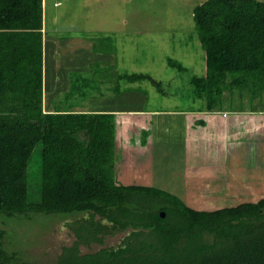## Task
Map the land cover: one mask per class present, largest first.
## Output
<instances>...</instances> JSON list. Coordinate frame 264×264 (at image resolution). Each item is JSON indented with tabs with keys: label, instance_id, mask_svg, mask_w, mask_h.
Returning a JSON list of instances; mask_svg holds the SVG:
<instances>
[{
	"label": "trees",
	"instance_id": "16d2710c",
	"mask_svg": "<svg viewBox=\"0 0 264 264\" xmlns=\"http://www.w3.org/2000/svg\"><path fill=\"white\" fill-rule=\"evenodd\" d=\"M193 18L206 70L187 77L191 97L209 112L221 107L227 92L261 99L264 1L206 0L195 7ZM43 20V0H0V264H28L24 258L32 255L30 250L6 249V227L15 217L36 213L70 219L66 226L76 241L64 249L58 264H72L70 258L61 260L70 251L79 259L74 264H264V197L207 211L189 207L159 186L122 184L115 112L72 111L90 95L79 102L74 101L79 95H67L54 103L55 111L42 110L41 71L28 79L23 75ZM168 64L190 73L172 57ZM145 81L166 94L161 81L139 70L121 75L112 93ZM143 134L149 137L150 131L143 129ZM34 153L39 165L36 188L30 190ZM128 231L117 246L81 250L94 243L103 246L106 237Z\"/></svg>",
	"mask_w": 264,
	"mask_h": 264
},
{
	"label": "rangeland",
	"instance_id": "374dc122",
	"mask_svg": "<svg viewBox=\"0 0 264 264\" xmlns=\"http://www.w3.org/2000/svg\"><path fill=\"white\" fill-rule=\"evenodd\" d=\"M57 1L60 2V6L55 8L52 0L46 13L45 23H48L50 15L57 18L55 24L48 23L49 27L52 26L55 29L73 28L81 32H88L91 35H97L96 37L100 36V38L102 35L106 36L112 33V30L122 36H131L133 59H137L138 64L140 62L144 63L146 69H143L142 72L147 71L152 74L151 76L154 79L161 81L166 92V94H161L148 81L140 83L143 85V89L146 90V94L139 91L137 95L139 97L143 96L145 108L153 109L157 106L177 107L184 101L186 106L191 105L189 100H191L192 95L189 93V88L186 87V79L190 73L185 72L182 74L171 70L161 64V61H167L168 56H171L172 59L189 67L197 66L203 61L204 52L195 31L193 11L196 6L206 0ZM93 40L95 39L93 38ZM41 45L39 39L33 40L32 47L37 52L29 59H37V57L41 59ZM172 46L176 47L174 52ZM179 47H181V51L176 53ZM28 51L30 50L27 49L26 53ZM120 52H122V49H120ZM31 54L26 55L29 57ZM144 57H148V59H144ZM164 67L168 71L175 72L174 80H172L171 75L169 76L166 71L164 72ZM89 81L85 78L80 81L79 87L81 90L79 91L81 94H85L74 97V101H82L86 95H90L91 98L89 99L103 98V95L95 96L99 94L98 90L104 93L103 87L97 89L94 87V83ZM96 82L98 83V81ZM109 90L113 91V89ZM226 94L224 99L228 98L229 100L234 95L231 92ZM74 95L75 92L70 96ZM234 97L237 99V97L241 98L243 96L242 93L237 92ZM248 98L249 96L246 94L244 99L248 100ZM229 100L226 101L227 104H230ZM146 101L149 102V106ZM237 102L230 105V107L227 106V109L229 111L240 109L238 108L240 104ZM253 104V108L244 107L249 108L248 113L255 114L253 115L255 116V138H257L255 140V154L235 153L234 155H223L219 159L216 156L217 153H214L213 155L216 157L211 158L208 156L207 161L202 160L198 164L197 161L194 163V160L190 157L191 155L188 154L186 143H183L184 139L181 141L178 137L173 138L175 135L172 137V134H183L182 126H180V129L176 127L162 129L155 128L154 124L152 127L143 128L148 132L150 131L149 137H145L139 121L132 123L133 119L129 118L125 124L121 122L117 132L116 146L118 181L126 185L152 186L154 184L153 186H159L158 188L165 191L170 192L169 190H171L188 206L197 210L212 211L246 202L259 201L264 197V95L261 99H255ZM237 105L239 106L237 107ZM132 108L142 107L137 105V107ZM89 111L88 109L84 110V112ZM231 114L235 113L231 112ZM154 130H159L160 133L155 134ZM187 133L188 131L184 134V138ZM165 135L169 138L172 137L173 140L169 141ZM184 163H187V166ZM38 165L39 157L37 153H34L28 168L29 180L31 182L34 180L30 190L36 188ZM199 165H203V167ZM204 166H206V169ZM175 170L179 173H185L182 178L184 183H180L181 192L177 191L176 187L173 189L170 186ZM227 170L228 173H226ZM190 187L194 190L193 192L190 191ZM68 220L70 219L41 213L31 214L27 217H15L8 222V227H6L8 234L5 243L6 249L10 252L16 249H19V251L30 250L32 255L24 258L28 264H58L57 259L63 255L64 249L71 247L76 241L74 232L66 226ZM129 234V231L118 233L106 237L103 246L94 243L91 249L81 246V250L83 253H93L104 247L117 246L122 242L123 237ZM65 254V257H62L61 260H69L70 258L72 264H74V261H79L73 256L72 251Z\"/></svg>",
	"mask_w": 264,
	"mask_h": 264
},
{
	"label": "crops",
	"instance_id": "0c3cea01",
	"mask_svg": "<svg viewBox=\"0 0 264 264\" xmlns=\"http://www.w3.org/2000/svg\"><path fill=\"white\" fill-rule=\"evenodd\" d=\"M53 2L55 8L60 6L59 1L53 0ZM51 3L52 0H43V29L40 33L34 34V40L39 39L42 44L41 59L38 57L37 59H26L25 76L23 75V79H28V74L31 75L35 70L38 72L39 70L41 71L42 110L45 108L44 110L46 112L55 111L54 103L67 95H72V90L76 91L75 95L82 96L79 91L81 90L79 87L80 84L75 86L73 84V78H76L75 80L77 81H81L85 78V80H90V83L93 82L98 87L97 89H102L101 87H103L102 90L105 95H103V98L89 99L83 102L81 106L74 107L72 111L84 112V110L87 109L90 111L94 110L91 112L113 111L117 116V128H119L121 122L125 124L129 118L133 119L132 123H137V121H139L142 130L143 128L152 127L154 124L155 128L162 129L167 127H176L180 129V126H182L183 134H172V137L175 135L173 138L178 137L181 141L184 139L183 143H186L188 154L191 155L189 156L194 160V163L197 161V164L201 163L202 160L207 161L208 156L213 158V156H215L213 155L214 153H217L216 156H218L219 159L223 155H234L235 153L247 152L249 154H255V140H257V138H255V116H253L255 114H250L248 113L249 111H247L249 108L254 107L253 101H255V99L248 98V100H245L244 97H237V99L223 100L221 102V107L217 109V111L209 112L204 102L200 100L196 101L195 98L192 97L191 100H189L191 105L188 106L185 105L186 102L184 101L177 107L157 106L153 109L145 107L143 109L136 108L143 111L132 114L130 111L134 109L132 107L140 105V103L143 102V96L139 97L137 94L139 91L146 94V90H144L142 87L143 85H141L144 82L141 84H124L120 88V93L117 95H114L109 90L113 89L114 91L116 83L121 75L127 72L130 73L133 69L139 71L146 69L144 63L142 64L140 62V64H138L137 59H133L132 57L131 36H122L117 34L115 30H112V33L106 36L102 35L101 39L100 36L96 37L97 35H91L88 32H81L73 28L67 29L63 27L55 29L52 26L49 27L48 23L55 24L57 20V18H54L55 16L52 17V15H50L48 23H45L46 13ZM93 38L95 40H93ZM172 47V51L174 52L176 47ZM120 49H122V52H120ZM180 51L181 47L178 48L176 53ZM35 52L37 51L34 50L30 52L32 53L30 58L35 55ZM170 57L171 56H168V58ZM168 58L167 61H161V64L170 68ZM144 59H148V57H144ZM186 67L189 69L188 71H190V77L201 76L205 74L206 62L203 59L197 66L193 65V67H189L186 65ZM165 71L169 76L171 75V78L174 77V71H168L166 67H164V72ZM146 73L149 72L146 71ZM149 74L152 75L151 73ZM35 75L37 76L36 73ZM72 75L74 76L72 77ZM91 79H93L92 82ZM96 81H98V83ZM97 96L99 95L97 94ZM228 100L230 104H227L228 102L226 101ZM237 101L240 104V106L237 105V107L239 106L238 108L240 109L229 111L227 106L230 107V105H233ZM148 103L149 102H147V105ZM242 103H244V105H242ZM244 106L249 108H245ZM231 112L235 114H231ZM187 131L188 133L184 138V134ZM158 133H160V131L155 130V134ZM155 134L153 135L154 137ZM172 137L169 138L166 136L169 141L173 140ZM186 158L188 160L187 154ZM186 164L187 163H184L185 166H187ZM203 165L199 166L203 167ZM204 168L206 169V166H204ZM176 171L177 170L173 173V180L170 186L173 189L176 187L177 191L181 192L180 183L185 173ZM226 173H228V170ZM169 191L171 192V190ZM190 191L193 192L194 190L190 187Z\"/></svg>",
	"mask_w": 264,
	"mask_h": 264
},
{
	"label": "water",
	"instance_id": "95a60500",
	"mask_svg": "<svg viewBox=\"0 0 264 264\" xmlns=\"http://www.w3.org/2000/svg\"><path fill=\"white\" fill-rule=\"evenodd\" d=\"M165 214L164 213H162V216H164Z\"/></svg>",
	"mask_w": 264,
	"mask_h": 264
}]
</instances>
